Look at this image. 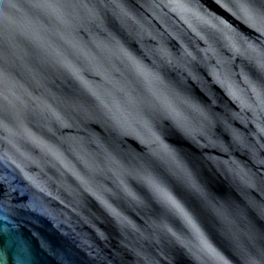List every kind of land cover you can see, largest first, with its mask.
Masks as SVG:
<instances>
[{
  "label": "water",
  "instance_id": "1",
  "mask_svg": "<svg viewBox=\"0 0 264 264\" xmlns=\"http://www.w3.org/2000/svg\"><path fill=\"white\" fill-rule=\"evenodd\" d=\"M0 264H264V0H0Z\"/></svg>",
  "mask_w": 264,
  "mask_h": 264
}]
</instances>
